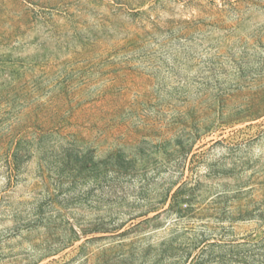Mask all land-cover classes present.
Returning <instances> with one entry per match:
<instances>
[{
  "label": "rangeland",
  "instance_id": "1",
  "mask_svg": "<svg viewBox=\"0 0 264 264\" xmlns=\"http://www.w3.org/2000/svg\"><path fill=\"white\" fill-rule=\"evenodd\" d=\"M0 264H264V0H0Z\"/></svg>",
  "mask_w": 264,
  "mask_h": 264
}]
</instances>
